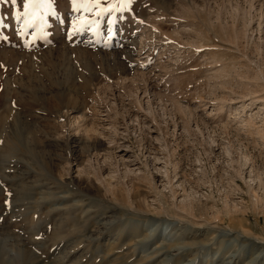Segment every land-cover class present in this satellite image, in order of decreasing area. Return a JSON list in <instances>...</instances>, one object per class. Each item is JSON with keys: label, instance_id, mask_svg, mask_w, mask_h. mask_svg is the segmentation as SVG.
I'll return each instance as SVG.
<instances>
[{"label": "rangeland", "instance_id": "374dc122", "mask_svg": "<svg viewBox=\"0 0 264 264\" xmlns=\"http://www.w3.org/2000/svg\"><path fill=\"white\" fill-rule=\"evenodd\" d=\"M3 262L264 264V0H0Z\"/></svg>", "mask_w": 264, "mask_h": 264}, {"label": "bare ground", "instance_id": "6f19581e", "mask_svg": "<svg viewBox=\"0 0 264 264\" xmlns=\"http://www.w3.org/2000/svg\"><path fill=\"white\" fill-rule=\"evenodd\" d=\"M244 237H246L244 234H242ZM250 242H252V243H254L255 245L256 244H261L262 245V243H260V242H258V241H256V240H251ZM10 259V258H9ZM8 263H10V262H3V264H8ZM2 264V263H1Z\"/></svg>", "mask_w": 264, "mask_h": 264}, {"label": "snow or ice", "instance_id": "6c2138e0", "mask_svg": "<svg viewBox=\"0 0 264 264\" xmlns=\"http://www.w3.org/2000/svg\"><path fill=\"white\" fill-rule=\"evenodd\" d=\"M90 10V9H89Z\"/></svg>", "mask_w": 264, "mask_h": 264}]
</instances>
